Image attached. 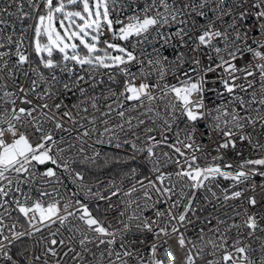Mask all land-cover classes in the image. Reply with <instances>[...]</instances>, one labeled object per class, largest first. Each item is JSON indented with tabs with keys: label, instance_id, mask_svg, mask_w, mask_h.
<instances>
[{
	"label": "snow or ice",
	"instance_id": "6c2138e0",
	"mask_svg": "<svg viewBox=\"0 0 264 264\" xmlns=\"http://www.w3.org/2000/svg\"><path fill=\"white\" fill-rule=\"evenodd\" d=\"M118 7L127 5L0 0V264H264L255 235L264 232V0H144L127 22L111 18ZM213 132L217 155L202 166L211 152L197 135ZM245 141L258 158L217 162ZM97 144L125 153L109 157ZM142 154L147 172L128 167L106 181L75 167ZM57 170L75 192L45 189L61 184ZM33 184L44 189L37 199L24 191ZM201 190L239 204H229L231 216H204L211 235L202 227L188 239ZM79 192L105 213L94 216Z\"/></svg>",
	"mask_w": 264,
	"mask_h": 264
},
{
	"label": "built area",
	"instance_id": "2783aa9c",
	"mask_svg": "<svg viewBox=\"0 0 264 264\" xmlns=\"http://www.w3.org/2000/svg\"><path fill=\"white\" fill-rule=\"evenodd\" d=\"M120 3H123L125 5H127L126 8H124L123 10H120L119 7L117 8V12L112 13L111 18L116 19L119 18L125 22H127V17L131 16L134 14L133 10L136 7H142L144 0H120ZM254 19V17L252 19H250L249 21H247V23H251L252 20ZM203 22V21H201ZM28 23V22H26ZM19 27V25H18ZM114 27H119V25H114ZM255 31V30H254ZM109 34L107 33V31H105V37H107ZM29 36H31V31L29 32ZM104 37H102L103 39ZM115 42H119V41H115ZM132 43H135V40H132ZM129 47H131V45H129ZM140 47H147V45H141ZM139 50V49H138ZM150 51V48L148 49ZM29 54H30V59H34L33 56V51L32 48L29 47L28 48ZM166 55L171 56L172 55V49L169 48L165 51ZM133 72L137 71V67L133 66L131 69ZM105 82L107 83V77H104ZM119 79V77H118ZM167 81L169 83H175V81L173 80L172 76L169 75L167 78ZM152 80H155V77H152ZM139 81H137L138 83ZM212 99H215V97H211ZM161 114L164 115V110L160 109ZM114 119L115 116H113ZM157 123H161L160 120H157ZM177 124H180L181 127H183L184 125L181 123L180 120L176 121ZM175 127V125H174ZM197 127L200 129V131H204V122L201 121L199 125H197ZM259 128H257V133H259ZM169 137L171 138L172 134L169 133L168 134ZM211 139L208 138V136H204L203 138H201L199 135H197V143H203L204 144V152H211V155L207 157V159H201L200 161H198L199 163H201V165L203 166L206 163H211L213 162L211 157L217 155V153L215 151H212L213 149V144L214 142L218 139V137L216 136V134L210 133ZM157 139H159V135H157ZM262 142H264V140H262ZM96 147L98 149L102 150V153H106V152H115V153H120V154H124L125 150L124 149H116L112 146L109 145H99L97 144ZM167 150V149H165ZM91 151V150H89ZM221 152L224 154V160L221 161H217L219 163H221V165L223 166V164L227 161L232 163L233 167L235 168L236 165L240 162L241 158H258V156L260 155L259 150H252L250 145H248V143L245 142H237V147L235 150L232 149H228V150H221ZM237 153H241L242 155H237ZM197 155H201L200 153H197ZM103 157V156H102ZM101 157V158H102ZM99 158L98 161L101 159ZM97 161V162H98ZM134 161L137 163V167L138 171H144L147 172L148 169V163L144 158V155H139L136 156V158L134 159ZM181 162H183L181 160ZM48 166H52L53 165H48ZM78 165H76L75 167H77ZM44 166H41L40 170H43ZM175 165L174 164H169L166 168L162 169L163 171H173L175 169ZM57 176L59 177L61 184L60 185H51V186H45V189H47L48 191L51 190V187H57L58 190L63 193L65 196H68L71 192H75L76 186L71 183L70 178L66 175L63 174L61 171L57 170ZM110 176H103V177H99V179L101 181H106L107 179H109ZM39 179V178H38ZM257 178V182H258ZM219 183L221 185V187H228L230 184V181H226L223 179L219 180ZM29 188L31 189L30 191V196L32 199H37L39 198V191L38 190H44L41 189V186L39 184H33L31 186H24V191H29ZM93 190L95 191V185H93ZM213 190L217 191L218 195H219V189L216 188L215 184L213 185ZM257 193H260V189L259 187H257ZM205 196H208V200L206 201L204 199ZM78 199H80L83 203L87 204L89 209L93 212L94 216H100L102 214L105 213L106 210V205L104 202L102 201H96L94 198L90 197V196H86L83 192H79L78 196L76 197ZM44 201H47L48 199H50L49 197H44L42 198ZM257 199L259 200V195H257ZM113 200L115 201V198H113ZM97 204H99V211L96 210ZM229 204H239V201L236 202H228V203H224L223 202V198L221 196V199L219 201L213 199L211 197V195L209 193H207L206 190H201L197 192V196H196V200H195V208H196V214L195 215H191L190 214V219L192 220L191 224H187L186 225V231L184 228L181 229V231H185V236L188 239H193L195 240L197 235L199 234L200 228L204 227L205 228V232L208 235H211L210 233H208V228L204 225L203 222V218L204 216H208L210 213L215 216L218 213H224L226 212L228 214V216H231V208H229ZM213 205H215V208L213 207ZM221 205H223L221 207ZM163 207V206H162ZM239 210V209H237ZM255 211H259L260 209H254ZM0 211H3L2 209H0ZM14 217L19 216L20 217V223H23V217L18 213V212H13L12 213ZM149 215H151V213H148ZM116 215V209L113 210H109L107 212V219L109 222H111L113 220V217ZM221 218H225L227 219V217L222 216ZM237 221L241 220V217H236L235 218ZM74 223L79 224L78 221H73ZM229 223H231L232 221L229 219L228 220ZM7 223V221H6ZM213 224H215V220L213 219ZM262 227H264V224L261 225ZM246 232V230H245ZM232 236L235 237L236 233L235 230L232 231ZM256 236L261 237L262 239H264V232H261L259 230H257ZM207 239V236H206ZM159 242V241H158ZM169 244L176 246L175 245V237L169 239ZM230 242V241H229ZM244 243H251L253 248H258L259 244L261 243V240H255L252 237H248L244 240ZM142 247V251L145 252V255H148V252L146 250L145 246H141ZM210 250L209 248H206L205 251ZM183 253H181L182 255ZM255 255L258 257L259 256V252L255 253ZM209 259L212 257H208ZM197 264H199V261L197 262Z\"/></svg>",
	"mask_w": 264,
	"mask_h": 264
},
{
	"label": "trees",
	"instance_id": "16d2710c",
	"mask_svg": "<svg viewBox=\"0 0 264 264\" xmlns=\"http://www.w3.org/2000/svg\"><path fill=\"white\" fill-rule=\"evenodd\" d=\"M109 157L115 156V155H120L123 156L124 154L120 153H115V152H106ZM104 157H102L97 164L95 165H88V166H80L78 165L77 167H89L92 170V173L97 176V177H103V176H112L117 172H120L121 170H126L128 167H137V163L134 160H130L127 162V164H119L116 165L109 161V163L106 165L104 163Z\"/></svg>",
	"mask_w": 264,
	"mask_h": 264
},
{
	"label": "bare ground",
	"instance_id": "6f19581e",
	"mask_svg": "<svg viewBox=\"0 0 264 264\" xmlns=\"http://www.w3.org/2000/svg\"><path fill=\"white\" fill-rule=\"evenodd\" d=\"M33 56H34V59H35V55L33 54Z\"/></svg>",
	"mask_w": 264,
	"mask_h": 264
},
{
	"label": "rangeland",
	"instance_id": "374dc122",
	"mask_svg": "<svg viewBox=\"0 0 264 264\" xmlns=\"http://www.w3.org/2000/svg\"><path fill=\"white\" fill-rule=\"evenodd\" d=\"M103 45H101V47H102ZM33 54H34V52H33ZM35 55V54H34Z\"/></svg>",
	"mask_w": 264,
	"mask_h": 264
}]
</instances>
